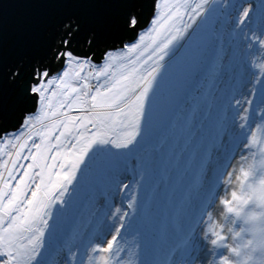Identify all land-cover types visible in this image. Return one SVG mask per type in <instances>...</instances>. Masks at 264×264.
Here are the masks:
<instances>
[{
  "label": "snow or ice",
  "instance_id": "6c2138e0",
  "mask_svg": "<svg viewBox=\"0 0 264 264\" xmlns=\"http://www.w3.org/2000/svg\"><path fill=\"white\" fill-rule=\"evenodd\" d=\"M108 2L123 7L100 33L64 20L45 56L7 70L8 90L0 59V264H92L90 253L125 251L120 240L139 264H198L192 236L220 176L213 153L264 132V81L249 89L245 67L264 48V0ZM175 63L206 123L188 121L185 145L164 159L147 141Z\"/></svg>",
  "mask_w": 264,
  "mask_h": 264
},
{
  "label": "rangeland",
  "instance_id": "374dc122",
  "mask_svg": "<svg viewBox=\"0 0 264 264\" xmlns=\"http://www.w3.org/2000/svg\"><path fill=\"white\" fill-rule=\"evenodd\" d=\"M255 63L264 62V49H261L257 44L249 52L248 64L246 67V78L251 81L248 84V88L252 89L253 85L256 88L259 87V82L264 81V74L255 68ZM160 97L162 101L161 106V118L158 121L157 127L150 139L147 141V145L151 148H159L160 156L164 159H170L174 154L178 153L180 148L185 145L187 136V123L190 120H194L196 125L204 122L205 109L202 107L199 111L193 112L192 101L195 97V88L193 82L187 79L185 67L180 63H175L170 66L165 74V77L160 83ZM251 120V114H249ZM261 123L259 116L252 118V128L256 127V124ZM259 143L255 147H245L241 145L235 149L232 153L225 156L224 152L221 151L220 155L217 156L213 153V162L216 165L217 171L220 173L219 181L216 184L215 196L212 198L210 204L205 205V215L201 218V222L197 226L192 236L193 256L198 264H219V260L229 255L227 247L212 246L208 242L212 236L209 234L206 239L203 236L205 231L207 220V212H211L213 216L219 218V213L222 211V207L219 205V198L224 196L230 199L231 191L236 187L233 183H225L229 179V173H231V181L235 180L238 170L241 164L248 162H254L260 159L259 149L261 144L264 143V132L257 134ZM143 143V142H142ZM244 158V159H242ZM246 158V159H245ZM261 173L257 172L255 176L250 177L251 182H256L259 179ZM89 178L87 176L81 177V183L79 185V194L83 196L88 191ZM119 206V200H117ZM254 205H249L248 208H252ZM80 207L77 200L74 199L73 204L70 205L67 217L69 220L74 219L80 214ZM211 222V221H209ZM243 226V222L236 220L234 222V228L240 229ZM244 238H248L249 234L244 233ZM99 242V240H97ZM121 247L124 248L123 240L118 241ZM125 249V248H124ZM92 256V264H102L97 258L100 257L99 253H90ZM111 261V264H139L138 250L137 254L133 256L128 255V249L119 254L115 255V250L110 256L106 255ZM87 259V258H85ZM232 259V257H230Z\"/></svg>",
  "mask_w": 264,
  "mask_h": 264
},
{
  "label": "water",
  "instance_id": "95a60500",
  "mask_svg": "<svg viewBox=\"0 0 264 264\" xmlns=\"http://www.w3.org/2000/svg\"><path fill=\"white\" fill-rule=\"evenodd\" d=\"M122 7L108 0H0V59L5 69V89L10 88L7 70L21 60L45 56L64 20H80L86 37L92 28L100 33V22L114 19Z\"/></svg>",
  "mask_w": 264,
  "mask_h": 264
},
{
  "label": "clouds",
  "instance_id": "9594fccd",
  "mask_svg": "<svg viewBox=\"0 0 264 264\" xmlns=\"http://www.w3.org/2000/svg\"><path fill=\"white\" fill-rule=\"evenodd\" d=\"M255 59L257 58L253 61L255 68L264 73V62L255 63ZM259 152V160L241 164L235 180L231 181L236 187L231 191L230 199L224 196L219 198V205L222 207L219 218L210 212L205 221L203 236L207 239L211 234L212 238L208 241L210 245L228 248L229 255L222 257L226 264H264V201L254 197L257 188H264V184H260V181L264 180V143L261 144ZM257 172L261 175L254 185L250 177L255 176ZM229 175L231 176V173ZM245 198L247 203L238 206ZM249 205L254 207L248 208ZM236 220L243 222V226L238 230L234 228ZM244 233L249 234L248 238H244ZM88 259L91 257L86 259V264ZM97 259L102 264H111L106 255Z\"/></svg>",
  "mask_w": 264,
  "mask_h": 264
},
{
  "label": "trees",
  "instance_id": "16d2710c",
  "mask_svg": "<svg viewBox=\"0 0 264 264\" xmlns=\"http://www.w3.org/2000/svg\"><path fill=\"white\" fill-rule=\"evenodd\" d=\"M123 246H124V248H125V251H126V250L128 249V246H127V245H125V244H124Z\"/></svg>",
  "mask_w": 264,
  "mask_h": 264
}]
</instances>
